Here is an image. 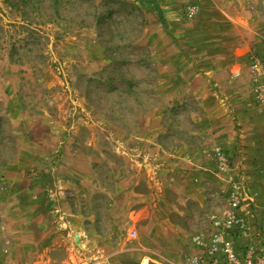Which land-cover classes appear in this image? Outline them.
<instances>
[{"label":"rangeland","instance_id":"374dc122","mask_svg":"<svg viewBox=\"0 0 264 264\" xmlns=\"http://www.w3.org/2000/svg\"><path fill=\"white\" fill-rule=\"evenodd\" d=\"M161 2L0 0V264H189L225 208L214 151L257 160L236 101L254 102L264 0ZM163 17L248 54L192 75Z\"/></svg>","mask_w":264,"mask_h":264},{"label":"crops","instance_id":"0c3cea01","mask_svg":"<svg viewBox=\"0 0 264 264\" xmlns=\"http://www.w3.org/2000/svg\"><path fill=\"white\" fill-rule=\"evenodd\" d=\"M119 1H127V0H119ZM171 2L172 0H162L161 3L165 4V8H159L160 16L165 15L162 12L172 9V7L170 6L172 5ZM148 9L150 10L151 8L149 7ZM163 9H167V10H163ZM144 12L147 15H151V13H147L145 9ZM193 15L189 16V18L192 19ZM161 20L162 21L159 22L160 28L170 37H174L175 31L179 33V36L178 35L176 36L177 38L180 37V39H177V42H173V43H177V46H179V42H181L182 48H179L180 51L179 54L185 56L183 59H188L186 57H189L190 61H192V68L194 69V73L192 75L197 73L199 74L210 73L212 75H215L216 73L218 74L219 71H220L219 74L223 73L224 75H230L232 70L229 67L234 66L236 68V65L240 61V59L248 54V53L242 54V51L247 52V49H250V44L248 40L245 38V41H240L237 45H235L232 48V50L235 51H230L229 53L223 55L219 53L213 54L212 50L214 48L208 43L203 44L204 39L206 38H199L201 36V31H199V28L201 25L204 26L203 23L201 24V22H199V20L195 23L193 22L194 24L192 23L189 26H186L185 24L181 25L178 24L177 22H175L176 25H173V23L171 22L168 23L169 21H167L165 17L161 18ZM155 22L156 21H153L152 19L149 20V25L147 26L148 31L152 30V23ZM207 27L213 28L210 25H207ZM215 27L213 28V30L215 29ZM204 30L206 32L208 31L207 28H205ZM209 43L211 44V42ZM202 48L204 49L206 48V50H210L209 52H207L206 56L201 54ZM198 68L203 69L204 71L199 72L200 70H198ZM252 91L254 96V88H252ZM236 102H240L241 104L240 105L241 115L238 116L241 119V121L246 125L243 134L245 137L243 138L242 141L243 143H246L248 146H250V144H253V141H255L254 144H256L255 147H245L243 150H241V153L246 157L256 155L258 156V158L257 160H255L254 163H249L251 161H246V163L243 164V166L247 168L244 167L242 169L239 168L238 171L233 166V164H231L229 156L226 154L225 151L216 150L213 153L215 160V170H216L215 172L217 176L219 172L225 174L223 175V178L226 183L227 194L232 189L234 181L244 180L245 182L244 184L251 191L258 194L259 202L263 203L264 202V106L258 104L255 98L253 103L249 100H244V99H240ZM236 102H233V106L235 105ZM255 104L258 105L259 108ZM252 108H258L256 109L259 112L257 113V116L254 115L255 110H253ZM220 152L222 154V158H220L219 156ZM240 173H243L244 176L242 177L241 175H239ZM245 173H248V175L247 174L245 175ZM227 208L228 205L227 203H225V208L222 212L215 211L213 214H221L225 210H227ZM213 214H211V216ZM211 216H210V223H211ZM197 234H195V236ZM195 236L193 237V242L196 248L200 250V252L191 255L190 256L191 258L194 257L195 255L202 253L203 250L202 246H200L194 241ZM190 260H189V264H190ZM27 264H29V261H27Z\"/></svg>","mask_w":264,"mask_h":264},{"label":"built area","instance_id":"2783aa9c","mask_svg":"<svg viewBox=\"0 0 264 264\" xmlns=\"http://www.w3.org/2000/svg\"><path fill=\"white\" fill-rule=\"evenodd\" d=\"M250 68L254 98L264 106V58L252 57ZM233 183L226 196L227 210L211 216L208 235L195 236L203 250L190 264H264V202L244 180Z\"/></svg>","mask_w":264,"mask_h":264},{"label":"bare ground","instance_id":"6f19581e","mask_svg":"<svg viewBox=\"0 0 264 264\" xmlns=\"http://www.w3.org/2000/svg\"><path fill=\"white\" fill-rule=\"evenodd\" d=\"M142 264H151L149 258H145Z\"/></svg>","mask_w":264,"mask_h":264}]
</instances>
